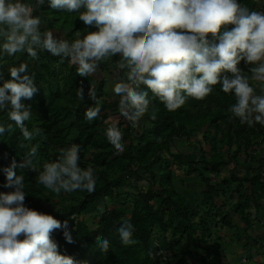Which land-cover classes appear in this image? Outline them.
Returning <instances> with one entry per match:
<instances>
[{
	"label": "trees",
	"instance_id": "obj_1",
	"mask_svg": "<svg viewBox=\"0 0 264 264\" xmlns=\"http://www.w3.org/2000/svg\"><path fill=\"white\" fill-rule=\"evenodd\" d=\"M238 2L250 10L264 11V0ZM38 10L35 15L42 18L41 30L53 31L60 39L71 42L77 33L95 30L86 29L76 13L50 8L48 0ZM231 27L233 25L227 26ZM208 38L212 40L210 34ZM118 59L117 56L102 62L89 77L79 76L69 59L61 62L60 57L44 51L38 53L37 60L22 53L16 58L0 59L3 74L0 85L10 79L8 67L18 62L27 61L29 73H35L39 90L23 103L29 105L33 113L26 126L29 130L36 127L42 130L41 135L27 142L19 129L0 136V169L8 166L12 159H22L27 149L20 148L21 143L37 145L35 168L16 171L24 176L25 206L68 221L73 243L64 239L62 230L51 233L58 252L82 264H217L223 252L222 238L213 235L218 227L236 226L232 221L234 214L243 224L246 240L253 245L258 243V238L264 242V236L253 238L248 233L251 220L262 223L264 218V203L259 201L256 190L258 185L264 187V157L255 158V147L264 143V126L248 127L238 118H232L228 109L235 103V97L223 93L217 84L204 100L188 98L174 112H168L158 100H153L139 128H132L118 111L116 115L111 114L113 101L105 89L108 77L102 72L109 73L113 81ZM238 67L251 76L250 65L241 61ZM81 82L85 90L83 102L76 95ZM249 82L257 94H262L251 79ZM89 86L96 88L95 104L102 108L92 122L84 118L85 109L94 106V101L87 96ZM153 111L157 113L155 121L149 118ZM117 120L125 145L122 154L115 153L104 135V130ZM220 121L224 122L222 132H219ZM8 122L7 113L0 111V123ZM254 136L259 139L253 141ZM191 137L194 143L188 149L194 152L192 157L172 149L175 140ZM72 143L81 148L80 166L94 169L96 190L92 194L76 191L57 196L36 182L37 170ZM240 152L247 156L244 161L247 170H252L251 175L240 177L235 172V167L244 164ZM173 162L182 166L187 182L172 173ZM231 162L227 177L209 181V175L219 177V168ZM191 173L197 174L190 176ZM198 183L203 185L201 189L197 188ZM11 191L12 188L5 187V177L0 171V193ZM216 198L223 199V205H230L231 211L217 205ZM116 199H121L122 205H129L127 215L122 208L110 206ZM89 219L93 221L90 223ZM126 219L134 225L136 243L130 246L121 244L117 231ZM97 236L109 239L106 253L97 247ZM246 240L243 247L248 245Z\"/></svg>",
	"mask_w": 264,
	"mask_h": 264
},
{
	"label": "clouds",
	"instance_id": "obj_2",
	"mask_svg": "<svg viewBox=\"0 0 264 264\" xmlns=\"http://www.w3.org/2000/svg\"><path fill=\"white\" fill-rule=\"evenodd\" d=\"M44 3L0 0V59L22 53L37 60L44 51L61 62L69 59L79 76L89 77L102 62L118 56L110 91L119 98L120 116L132 128H139L153 100L174 112L188 98L204 100L217 84L223 93L235 97L228 109L232 118L248 127L264 126V87L257 94L249 82H264V11L250 10L238 0H48L50 8L76 13L86 29H95L77 33L69 42L53 31L41 30L42 18L33 12ZM241 61L251 65L250 77L238 67ZM8 71L10 79L0 85V111L7 113L9 122L0 123V136L19 129L26 142L32 141L42 130L26 126L33 113L23 101L39 90L35 73H29L27 61L9 66ZM76 95L84 101L82 82ZM87 96L94 106L85 109L84 118L92 122L102 108L95 104L94 86L88 87ZM149 118L155 121L157 113L153 111ZM118 124L119 120L113 122L104 135L115 153L122 154L125 145ZM19 147L27 149L22 159H12L0 169L5 187L13 189L0 193V264H82L60 254L51 238L55 230H62L64 239L73 243L68 221L25 206V180L16 170L35 168L39 149L28 143ZM80 152L74 143L61 149L58 157L36 169V182L57 196L95 192L94 169L80 166ZM117 231L123 246L136 243L130 220L123 221ZM96 244L102 253L110 247L109 239L99 236Z\"/></svg>",
	"mask_w": 264,
	"mask_h": 264
},
{
	"label": "rangeland",
	"instance_id": "obj_3",
	"mask_svg": "<svg viewBox=\"0 0 264 264\" xmlns=\"http://www.w3.org/2000/svg\"><path fill=\"white\" fill-rule=\"evenodd\" d=\"M43 24V23H42ZM55 33V32H54ZM56 34V33H55ZM59 35V34H58ZM21 54V53H20ZM20 54H17L16 57L20 56ZM15 57V58H16ZM11 57H6L5 59H10ZM251 67V65H250ZM103 75H106L108 77V82L106 83V91L109 92V96H110V100L113 101L112 104V111L111 114H117L118 111V97H115L113 95V93L110 91V85L113 82L111 80L112 76L109 73L106 72H102ZM110 79V80H109ZM254 85L259 88L258 90H260L261 87H264V82L258 83L256 81H253ZM224 129V122L220 121L219 122V132H222ZM220 136V133H218L216 135V141L218 140ZM259 139L258 136H254L253 137V141ZM193 140L194 138H181L178 140L174 141V144L178 147H172V149L174 151H176L177 153H181V154H190V157H192L194 155V152L189 151L188 148H191L193 146ZM255 150V158H259V157H264V143L261 145H257ZM250 152V151H249ZM239 157L241 160H243L242 163H244L243 165L239 166V167H235V172L238 174V176L242 177L244 175H251L252 174V170L248 169L247 170V165H246V161H244V159L247 158V156L245 157V154L243 152L239 153ZM232 162L230 163V165L228 164V166H221L219 168L220 170V175L219 177H217L214 174L209 175V181H215V180H219L223 177H227L229 175V171L232 168ZM170 168L172 170V173L177 176V177H181L184 178L185 182L186 181V175L185 172L182 168L181 165H177L175 162H173L170 165ZM262 176H263V180H264V167H263V171H262ZM197 173H191L190 176L196 175ZM184 182V183H185ZM145 184V183H144ZM141 187L146 188L147 186L145 185H141ZM203 187L202 184L198 183L197 184V188L201 189ZM257 190L260 193L259 195V201L264 200V188H261L260 186H257ZM217 205L221 206L223 205L222 203H225L223 201V199L221 198H216L215 199ZM123 201L121 199H116L114 201L110 202V206L111 207H116V208H122L124 210V213H129V205L127 203H124V205H122ZM158 200L155 201V205L158 204ZM226 211H231V206L230 205H223V207ZM90 223L93 221L92 219H89ZM233 223H236L237 225L234 227H218L217 233L215 235H213V237L217 238V237H221V242H222V249H223V257L219 260L216 261L217 264H225L227 262V264H261L264 261V251H262L263 249L260 250L257 249L259 244H262L264 242L262 239L260 240V238H258V243L253 245L249 242V239L246 240L245 236H244V232L242 230L243 228V224L241 221L238 220V217L234 214L233 215ZM235 221V222H234ZM252 225L251 228L249 229L248 233L250 234L249 236H252L253 238H257L259 236H264V226L262 225V223H264V218H263V222L262 223H257L254 220H251ZM248 241V246L243 247V245H246L245 243ZM236 248V250H235ZM255 250V252H254ZM262 251V252H261ZM225 254V255H224ZM260 254V257L258 256Z\"/></svg>",
	"mask_w": 264,
	"mask_h": 264
},
{
	"label": "crops",
	"instance_id": "obj_4",
	"mask_svg": "<svg viewBox=\"0 0 264 264\" xmlns=\"http://www.w3.org/2000/svg\"><path fill=\"white\" fill-rule=\"evenodd\" d=\"M23 2H25V3H31V0H23ZM33 2H35V0H33ZM36 13H39V10L37 9L36 11H34L33 12V15H35ZM257 187V186H256ZM258 187H259V185H258ZM261 188H264V187H261ZM256 190H257V188H256ZM259 195H260V193L258 192V197H259ZM260 202H263L264 203V200H261ZM251 212H253V211H251ZM251 228V227H250ZM249 228V229H250ZM249 229H248V231H249ZM262 245L264 246V243H262ZM248 246V245H247ZM221 248H222V245H221ZM260 248V250L261 249H263L262 251H264V247H261V246H258V248L257 249H259ZM235 250H236V248H235ZM222 251H223V249H222ZM261 251V252H262ZM254 252H255V250H254ZM223 253L224 252H222V257H223ZM225 255V254H224ZM259 257H260V254L258 255ZM221 257V258H222ZM225 264H227V262L225 263Z\"/></svg>",
	"mask_w": 264,
	"mask_h": 264
}]
</instances>
